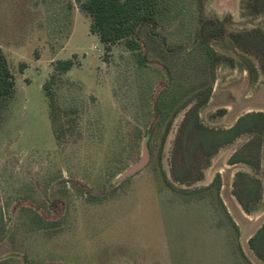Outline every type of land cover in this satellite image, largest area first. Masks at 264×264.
<instances>
[{"label": "rangeland", "instance_id": "obj_1", "mask_svg": "<svg viewBox=\"0 0 264 264\" xmlns=\"http://www.w3.org/2000/svg\"><path fill=\"white\" fill-rule=\"evenodd\" d=\"M81 1L0 0L16 90L0 110V264H264L248 245L264 197L247 215L232 195L243 171L264 196V135L257 172L228 163L245 135L209 162L189 159L185 184L172 174L181 123L207 90L208 128L264 113L261 60L236 42L264 37V0H161L141 55L125 41L106 53ZM67 60L74 67L51 86L55 127L45 87ZM222 93L229 104L215 103ZM145 151L147 165L122 179Z\"/></svg>", "mask_w": 264, "mask_h": 264}, {"label": "trees", "instance_id": "obj_2", "mask_svg": "<svg viewBox=\"0 0 264 264\" xmlns=\"http://www.w3.org/2000/svg\"><path fill=\"white\" fill-rule=\"evenodd\" d=\"M161 0H84L79 2L80 11L91 19V33L95 34L106 53L111 52L112 46L125 41L128 50L141 55L142 46L139 41L140 31L144 26L155 24L160 13ZM237 44L243 43L244 48L256 53L264 69V37L260 32L247 34L237 38ZM202 49L213 61L212 51L206 46ZM140 63H143L140 57ZM73 60L58 61L55 65L56 74L45 87L46 96L50 100L51 118L56 127L58 123L54 112V100L51 86L57 75L66 74L74 67ZM15 79L11 72L8 59L0 47V110L5 109L15 97ZM212 90L203 95L201 104L193 105L185 114L179 128L172 158V174L177 183L185 184L187 179L182 166L189 159L209 162L223 148L235 143L245 135L251 138L230 159L229 165L243 164L255 172L261 168V155L264 135V113L252 112L240 117L229 129H211L200 119V109L208 104ZM156 118V116H154ZM196 162V161H195ZM199 169V168H196ZM183 170V171H182ZM203 175L200 173V178ZM165 183L177 191L167 179ZM221 188V177L218 175L212 185ZM232 195L241 209L251 215L263 200V185L261 180L247 172L235 175ZM249 248L256 259L264 263V224L257 230L248 242Z\"/></svg>", "mask_w": 264, "mask_h": 264}, {"label": "water", "instance_id": "obj_3", "mask_svg": "<svg viewBox=\"0 0 264 264\" xmlns=\"http://www.w3.org/2000/svg\"><path fill=\"white\" fill-rule=\"evenodd\" d=\"M215 103L217 105H227L230 103V100H229V94L228 93H222L220 94ZM148 163V153L145 151V154H144V158L143 160L141 161L140 164H138L137 166H134L133 168H131L124 176L122 179H125V178H128L134 174H136L137 172H139L140 170H142ZM264 224V220L260 223V225L258 226V228L256 229L255 233L257 232V230ZM260 262V261H259ZM262 263V262H261ZM257 264V262H256Z\"/></svg>", "mask_w": 264, "mask_h": 264}, {"label": "crops", "instance_id": "obj_4", "mask_svg": "<svg viewBox=\"0 0 264 264\" xmlns=\"http://www.w3.org/2000/svg\"><path fill=\"white\" fill-rule=\"evenodd\" d=\"M220 94H218L217 96H216V99H217V97L219 96ZM234 166H236V165H234Z\"/></svg>", "mask_w": 264, "mask_h": 264}]
</instances>
